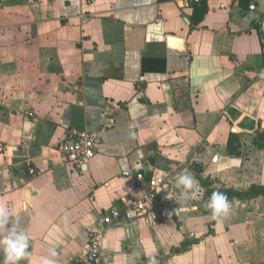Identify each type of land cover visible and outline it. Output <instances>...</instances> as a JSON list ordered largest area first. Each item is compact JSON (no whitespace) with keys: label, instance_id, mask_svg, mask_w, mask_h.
<instances>
[{"label":"crops","instance_id":"0c3cea01","mask_svg":"<svg viewBox=\"0 0 264 264\" xmlns=\"http://www.w3.org/2000/svg\"><path fill=\"white\" fill-rule=\"evenodd\" d=\"M72 129L99 137L82 169L55 160ZM198 169L218 191L264 188V0H0V205L30 237L19 264H72L154 177L174 199L109 227L97 264H264V198L213 222Z\"/></svg>","mask_w":264,"mask_h":264},{"label":"built area","instance_id":"2783aa9c","mask_svg":"<svg viewBox=\"0 0 264 264\" xmlns=\"http://www.w3.org/2000/svg\"><path fill=\"white\" fill-rule=\"evenodd\" d=\"M183 8H190L202 4L207 0H177ZM99 137L95 132L79 131L72 129L67 137L54 150V156L57 164L72 165L77 169L89 164L97 154ZM27 168L30 176H35L37 171L31 162H27ZM132 172L123 173V176L130 177ZM139 182L145 181L143 174L136 175ZM171 194L172 198L167 197ZM175 195L166 193L162 181L154 177L149 181V188L144 192L142 198L129 205L124 211L111 209L105 213H100L96 222V228L92 233L91 239L87 245L72 259V264H97L103 255V241L107 229L123 222L149 217L155 218L159 213L158 209L164 202H170Z\"/></svg>","mask_w":264,"mask_h":264},{"label":"clouds","instance_id":"9594fccd","mask_svg":"<svg viewBox=\"0 0 264 264\" xmlns=\"http://www.w3.org/2000/svg\"><path fill=\"white\" fill-rule=\"evenodd\" d=\"M197 183L187 170L178 175L173 187L181 190L179 197L182 203H187L190 198V192ZM167 198L171 199V194ZM205 207L211 212L210 219L219 222L222 217H226L229 214L231 205L227 197L217 191L212 193ZM12 216L13 213L8 208L0 205V251L4 254V259L0 261V264H19V261L31 256V253L27 251L30 237L24 231H18L15 226L8 227L12 223ZM51 255H56L54 250ZM42 264H55V262L44 259ZM148 264H159V262L153 256L149 259Z\"/></svg>","mask_w":264,"mask_h":264},{"label":"trees","instance_id":"16d2710c","mask_svg":"<svg viewBox=\"0 0 264 264\" xmlns=\"http://www.w3.org/2000/svg\"><path fill=\"white\" fill-rule=\"evenodd\" d=\"M203 171L201 169H198L197 170V179L199 180L201 186L205 189V205L206 203L209 201V199L211 198L212 196V193L213 192H217L218 190L214 189L213 188V183L204 178L203 175H202ZM218 192H221L223 193L228 201H232L234 198H238L240 200H243V201H246V200H250L252 198H264V188H261V187H252L249 191L247 192H237L235 190H220ZM205 214L207 216H211V212L210 210L206 209L205 207ZM216 220H213V222H215ZM188 247H186L184 250H187Z\"/></svg>","mask_w":264,"mask_h":264}]
</instances>
